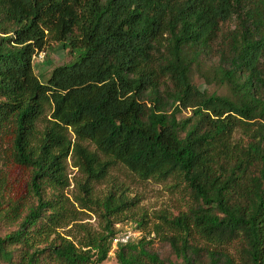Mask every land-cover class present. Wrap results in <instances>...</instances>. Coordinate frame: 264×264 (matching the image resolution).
Masks as SVG:
<instances>
[{
	"label": "trees",
	"instance_id": "1",
	"mask_svg": "<svg viewBox=\"0 0 264 264\" xmlns=\"http://www.w3.org/2000/svg\"><path fill=\"white\" fill-rule=\"evenodd\" d=\"M12 1L0 0V133L10 127V160L30 169L32 200L6 195L0 179V264L106 260L116 235L110 219L133 206L119 189L94 195L114 164L141 180L184 184V210L161 217L170 229L161 238L182 264H264V0H23L28 15ZM40 16L71 56L46 75L32 68ZM196 73L225 92L200 88ZM18 79L25 100L14 95ZM41 96L74 135V201L105 223L101 231L76 224L77 244L51 214L48 183L64 173L57 157L25 149ZM233 242L236 256L223 250ZM150 243L119 242L116 263L176 264Z\"/></svg>",
	"mask_w": 264,
	"mask_h": 264
},
{
	"label": "rangeland",
	"instance_id": "2",
	"mask_svg": "<svg viewBox=\"0 0 264 264\" xmlns=\"http://www.w3.org/2000/svg\"><path fill=\"white\" fill-rule=\"evenodd\" d=\"M12 2L15 8L28 15L29 9L23 0ZM233 25V21H230L228 27L232 28ZM32 29L41 36V46L32 57V68L35 74L46 75L52 67L70 61L71 56L66 50L49 39L52 37L49 24L42 16L35 20ZM40 52L42 58L38 56ZM193 81L208 92L215 90L218 93L225 92L224 88H217V85L207 83L200 73L194 75ZM17 84L19 88L14 91L15 97L19 100L27 99L29 93L26 85L21 79L17 80ZM36 102L39 105V114L27 128L25 149L29 154L39 156L47 162L57 157V162L63 168L64 173L61 181L48 183L50 194L55 200L51 214H53L57 232L77 244L83 232L75 227L76 224H88L91 229L101 231L105 223L100 217L99 210H86L74 201L73 194L78 193L74 178H78V173L72 167L70 160L74 141L71 129L61 126L50 118L52 106L47 97L41 96ZM10 133V127L0 133V179L6 182L4 192L6 195L26 204L32 200L30 196H27L26 190L30 169L10 160L12 139ZM112 188L122 190L128 200H133V206L125 213L111 217L110 221L116 234L125 230H134L139 233L134 240L143 238L145 241L150 240L148 250L158 254L165 261L170 260L176 264H182L180 259L174 256L169 245L161 238V234H170V229L162 222L161 217L176 215L184 210L189 201V193L184 184L174 178L160 182L151 179L141 180L121 164H114L109 168L108 175L103 180L93 184L94 195L102 198ZM138 221H142L141 226L137 225ZM156 225L161 228V233L158 235L154 231ZM202 243L200 241L198 244ZM236 246L237 242H233L223 246V250L236 256ZM100 264H117L114 254H108L106 260Z\"/></svg>",
	"mask_w": 264,
	"mask_h": 264
},
{
	"label": "built area",
	"instance_id": "3",
	"mask_svg": "<svg viewBox=\"0 0 264 264\" xmlns=\"http://www.w3.org/2000/svg\"><path fill=\"white\" fill-rule=\"evenodd\" d=\"M39 58H42L41 52L38 53ZM139 235L138 232H135L134 230H125L123 232H120V234H116L111 242V249L109 251V255L114 254L115 249L117 248V244L119 242L124 243L134 237H137Z\"/></svg>",
	"mask_w": 264,
	"mask_h": 264
}]
</instances>
